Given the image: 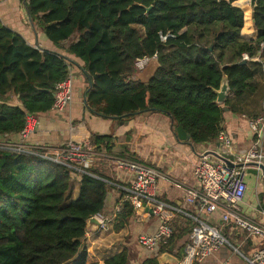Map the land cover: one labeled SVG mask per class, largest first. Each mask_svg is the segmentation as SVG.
<instances>
[{"label":"trees","instance_id":"16d2710c","mask_svg":"<svg viewBox=\"0 0 264 264\" xmlns=\"http://www.w3.org/2000/svg\"><path fill=\"white\" fill-rule=\"evenodd\" d=\"M34 27L53 50L34 47L0 19V135L22 133L34 115L52 109L69 66L89 83L86 106L106 118L146 112L167 115L194 145L214 142L225 108L217 103L223 77L237 99L253 90L262 70L243 59L264 44V0L253 12L255 41L245 39L237 0H21ZM247 16L252 8L241 0ZM150 8V9H149ZM176 37L162 41L160 35ZM152 59L137 71L138 59ZM137 73V78L133 79ZM96 149L110 135L92 133ZM36 153L0 144V264H99L83 246L88 221L103 213L110 184L95 167L84 169L73 195L72 170ZM134 216L124 201L115 229ZM184 234L173 232L159 253L171 252ZM105 264H131L126 249ZM136 264H161L158 255Z\"/></svg>","mask_w":264,"mask_h":264},{"label":"crops","instance_id":"0c3cea01","mask_svg":"<svg viewBox=\"0 0 264 264\" xmlns=\"http://www.w3.org/2000/svg\"><path fill=\"white\" fill-rule=\"evenodd\" d=\"M237 2V1H236ZM251 0H245L250 5ZM244 11V26L242 36L250 41L258 38L254 27L253 12L247 16ZM0 19L5 26L22 35L27 43L34 47L53 50L55 47L45 33L32 25L21 0H8L0 5ZM262 65V70L252 81L253 90L245 92L235 99L230 93L233 109L225 110L222 128L230 135L233 142V157L246 153L259 146L264 150V132L260 136L250 128V121L264 115V49L249 60ZM75 75V92L72 103L62 112L50 110L46 113L29 118L27 131L24 133L0 135L4 144L53 153L66 142L89 141L92 133L110 135L112 139L108 146L96 149V157L89 167H95L107 177L110 184L103 214L108 218L107 228H98L88 223L83 246L92 251L98 258L99 264L126 249L131 264H136L146 257L158 255L161 264H181L186 255L185 246L189 242V234L196 226L195 218L199 213L195 206L186 201L185 187L197 186L194 175L196 165L200 162L202 153L218 148V142H207L194 145L180 141L173 132L171 120L167 115L157 112H146L131 118H106L92 112L85 103V92L88 82L78 67H73ZM137 78V73L133 79ZM224 105V104H221ZM96 148V147H95ZM117 157H125L147 163L157 168L161 177L157 183V194L170 207L172 226L175 233L184 234L173 244L171 252L159 253L148 251L139 244V236L153 234L159 226L155 216L136 217L129 220L127 226L115 229L117 214L122 208L125 196L130 187V181L125 172L114 164ZM81 173H72L73 195L78 193ZM247 192L240 203V212L264 226V173L247 172ZM211 222L222 228V233L228 238L230 245L222 248L202 263L220 264L229 259L234 264H247L251 254L264 247V240L249 234L234 224L224 225L220 214L216 213ZM234 251L239 256L232 255ZM169 254L170 257H166Z\"/></svg>","mask_w":264,"mask_h":264},{"label":"built area","instance_id":"2783aa9c","mask_svg":"<svg viewBox=\"0 0 264 264\" xmlns=\"http://www.w3.org/2000/svg\"><path fill=\"white\" fill-rule=\"evenodd\" d=\"M8 0H0V5ZM162 41L175 38L172 33L161 34ZM264 49V44L261 45ZM157 55L146 56L138 59L137 71L143 70L146 65ZM244 60L250 56L244 54ZM75 92V75L69 66L67 77L58 83L55 94L53 111L62 112L72 103ZM28 125V124H27ZM250 128L260 136L264 132V115L250 121ZM27 131V127L23 133ZM217 149L207 150L202 153L200 162L196 165L194 175L197 179V186H186V201L195 206L199 217L195 218L196 226L189 234V242L185 246V257L181 264L202 263L213 256L222 248L230 245L228 238L222 233V228L214 225L211 218L216 213L220 214L222 222L234 224L246 231L249 236L259 237L264 240V226L244 216L240 212V203L244 200L247 192V169L252 162L264 163V150L259 146L233 157V165L216 157L211 152L220 155L231 154L233 142L230 135L222 128L219 133ZM17 151L36 153L13 144H5ZM42 156L63 164L72 170V173H84L96 157V148L89 141L70 140L56 149L53 153H41ZM116 167L127 175L130 187L125 201L129 202L136 217L155 216L160 223L153 234H142L139 236V244L148 251H160L163 244H167L174 229L172 226L171 207L158 197L157 183L161 177L160 171L141 161L117 157L114 160ZM100 220V228L105 229L108 225V218L100 213L96 215ZM249 264H264V247L255 250L249 258ZM220 264H232L229 259L223 260Z\"/></svg>","mask_w":264,"mask_h":264},{"label":"water","instance_id":"95a60500","mask_svg":"<svg viewBox=\"0 0 264 264\" xmlns=\"http://www.w3.org/2000/svg\"><path fill=\"white\" fill-rule=\"evenodd\" d=\"M257 4V0H251L250 2V6L253 10H255ZM235 6H239L238 0L237 2L234 3ZM150 9V8H149ZM217 93V103L219 104H224L225 101L229 98V95L231 93V87L229 84V79L228 77L225 75L222 79L221 82V86L220 88L216 91ZM225 110L227 111L228 108H225ZM176 135L178 137V139L180 141H188L190 138L188 136V134L186 133V131L183 129V127L179 126L176 130ZM213 155H215L216 157L226 161L229 165H233L232 161H233V156L230 154H218L216 152H211ZM259 169H261L264 173V163H256V162H252L249 164V167L247 169V172H253V173H258ZM95 221V224L97 225V227L99 228L101 226V222L100 220L94 216L93 218H91L88 223H93ZM166 257H170L169 254H165ZM247 264H249L247 262Z\"/></svg>","mask_w":264,"mask_h":264},{"label":"rangeland","instance_id":"374dc122","mask_svg":"<svg viewBox=\"0 0 264 264\" xmlns=\"http://www.w3.org/2000/svg\"><path fill=\"white\" fill-rule=\"evenodd\" d=\"M0 144H4V139L0 138ZM77 195V194H76ZM75 197V196H74ZM233 252V251H232ZM232 255H236V256H239V253L237 251H234ZM232 264H234L232 261H231Z\"/></svg>","mask_w":264,"mask_h":264}]
</instances>
